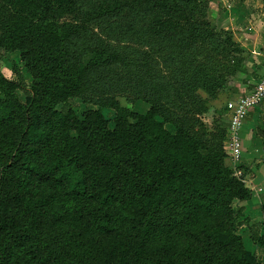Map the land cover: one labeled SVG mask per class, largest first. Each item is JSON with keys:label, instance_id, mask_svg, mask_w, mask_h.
I'll use <instances>...</instances> for the list:
<instances>
[{"label": "trees", "instance_id": "trees-1", "mask_svg": "<svg viewBox=\"0 0 264 264\" xmlns=\"http://www.w3.org/2000/svg\"><path fill=\"white\" fill-rule=\"evenodd\" d=\"M13 2L25 18L18 33L0 36V46L19 52L31 81L17 64L15 78L0 72V264H76L53 235L61 222L50 207L57 194L81 202L77 229L86 232L88 264H257L236 235L231 200L247 201L252 193L224 162L226 127L206 147L165 110L169 95L184 99L189 89L216 99L218 76L203 74L196 59H215L224 74L243 47L216 32L196 0H103L70 24L60 18L74 11V0ZM150 18L158 35L142 30L135 38L131 32ZM121 20L120 28L102 27L110 42L88 46L94 26ZM172 20L180 21L177 29L163 26ZM50 37L56 43L44 44ZM169 47L190 60L179 62ZM114 67L139 73V96L150 107L136 113L115 103L110 128L100 108L79 117L72 103L92 102V76ZM162 68L167 77L154 73ZM195 99L188 101L197 105ZM174 209L188 222L155 238L151 212ZM260 210L264 226V203ZM247 226L254 239L258 224Z\"/></svg>", "mask_w": 264, "mask_h": 264}, {"label": "rangeland", "instance_id": "rangeland-1", "mask_svg": "<svg viewBox=\"0 0 264 264\" xmlns=\"http://www.w3.org/2000/svg\"><path fill=\"white\" fill-rule=\"evenodd\" d=\"M99 1L101 2L103 0H74V11L61 17L60 22L68 24L78 22L79 16L84 11H89L90 8L96 6ZM106 1L119 3L122 0ZM196 1L199 2V7L205 8L204 10L207 12L205 20L211 23L216 32L221 34V36L231 35L233 40H237L240 37L247 45L244 46L245 48H243L242 54L238 56L236 54L230 55V57L237 56V59L234 60L230 69L224 74L223 71H218L215 59L214 61L207 60L204 56L196 59L198 65L204 66L205 73L203 74L209 77L218 76L221 89L218 91L216 99L219 98L221 93L226 92L220 98L219 103L212 105L210 101L213 99L201 89H195L192 92L189 89L185 91L184 99L179 98L177 100L175 96L169 95L172 97V104L167 103L165 106V110L173 112L179 122L185 123L194 135L206 140V147H210L213 143L211 142L213 136L216 138L220 137L221 131H224L225 127L227 128L228 117L225 115L224 108L226 102L242 92L236 89L239 84L251 88L254 84L253 79L256 80L260 68L264 66V61H257L255 53L252 50L255 45L261 50L262 46H264V0ZM20 9L13 0H0V36L4 33H18L19 26L25 18V12ZM156 22L157 19L155 20L153 18L145 20L131 33L135 35V38L141 36L143 31L144 33L154 32L155 35H158L157 28L153 25ZM110 24H113L116 28L125 25L123 20H121L115 23L110 22L99 25V27L94 26L89 35L86 36V41L90 48L95 47L96 44L103 45L110 42L106 35L101 34L104 32L102 27H109ZM161 24L163 25V22ZM179 25L180 21L172 20L170 22H164L163 26L168 27L170 30L172 28L175 30ZM157 38L155 37V39ZM43 40L44 44L50 42L56 43V41L52 40V37H50V40L44 38ZM239 44L241 45V43ZM126 47H128L129 51L130 48H139L140 46ZM170 51L175 53L179 62H183L185 56L188 58V54L181 53L178 48H167L166 52ZM221 58V56L218 57V59ZM187 60L189 61L190 58ZM14 64L19 65L20 73L24 81L29 84L31 77L23 67L19 52L8 51L3 46H0V72L7 78H15V75L11 71ZM259 65L260 67L258 68ZM154 73L167 77L169 70L164 71L163 68L160 70L154 69ZM138 78L139 73L134 69L122 70L114 67L95 73L91 78L93 85L90 91L92 92L88 94L93 101L88 102L83 100V98L74 97L72 103L74 112L81 117V114L86 110L100 108L102 114L108 120L110 128H113V119L116 115V110L113 106L115 103L133 112L145 113L150 107V103L139 96L140 91L142 93L144 90L137 86L136 80ZM17 94L18 99L24 102L23 94L21 92H17ZM192 94L197 95L200 99H195L198 103L197 105L190 104L188 101ZM0 98H3L1 94ZM202 103L205 104V112L203 113L200 111V105ZM164 126L170 132H175L176 127L172 123L165 122ZM223 146L227 151L226 135L223 138ZM202 152L204 153L205 150H202ZM228 158L232 161L230 156L226 154L224 162L233 170V175L245 184L246 179L243 173H237V170L227 163L230 161ZM253 192L255 195V203H258L257 207H254L252 204L240 207L236 199L231 200V206L236 210V222L238 223L236 235L241 237L244 250L255 256L257 264H264V226L261 223L262 216L260 210V206L264 203V188L253 189ZM50 207L61 218L60 225L53 233L56 243L65 249V255H69L68 257L71 258V261L76 264H88L85 247L86 232L80 233L77 229V223L80 222L78 216L81 210V202L70 200L57 194L50 201ZM247 220L258 224L257 235L254 239L251 237L252 232L247 226ZM187 222L188 219L179 210L174 209L166 212L152 211L149 223L155 228L154 236L158 238L165 232L178 230V228ZM194 256L199 261L204 260L205 252L200 251ZM151 261L154 262V260Z\"/></svg>", "mask_w": 264, "mask_h": 264}, {"label": "crops", "instance_id": "crops-1", "mask_svg": "<svg viewBox=\"0 0 264 264\" xmlns=\"http://www.w3.org/2000/svg\"><path fill=\"white\" fill-rule=\"evenodd\" d=\"M235 41L241 43V47L243 48H245L244 46H247L240 37H238ZM252 50L255 53L257 61H264V46H262L261 50L255 45ZM259 67L260 65L258 68ZM253 81H255V79H253ZM248 88V86L239 84L236 89L242 92H240L236 97L243 93V89L245 92ZM225 93L226 92L221 93L219 98L211 100L210 103H212V105L219 103L220 98ZM240 138V157L236 161H231L228 158L230 161L227 163H229L232 168H235L237 173H243L244 178L246 179L245 186L250 189L252 193L250 200L240 202L237 201L238 205H240V207H244L248 204H252L254 207H257L258 203H255L253 189L264 188V102L248 110L245 114L240 127ZM245 211H243V213H245Z\"/></svg>", "mask_w": 264, "mask_h": 264}, {"label": "built area", "instance_id": "built-area-1", "mask_svg": "<svg viewBox=\"0 0 264 264\" xmlns=\"http://www.w3.org/2000/svg\"><path fill=\"white\" fill-rule=\"evenodd\" d=\"M264 101V66L260 68V73L254 85L226 102L225 115L228 117L226 128V142L228 145L227 154L232 161H236L241 155L240 127L243 118L248 110L260 105Z\"/></svg>", "mask_w": 264, "mask_h": 264}]
</instances>
